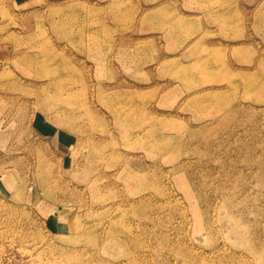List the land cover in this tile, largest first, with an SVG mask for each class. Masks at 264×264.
Instances as JSON below:
<instances>
[{"label": "rangeland", "instance_id": "rangeland-1", "mask_svg": "<svg viewBox=\"0 0 264 264\" xmlns=\"http://www.w3.org/2000/svg\"><path fill=\"white\" fill-rule=\"evenodd\" d=\"M0 264H264V0H0Z\"/></svg>", "mask_w": 264, "mask_h": 264}]
</instances>
